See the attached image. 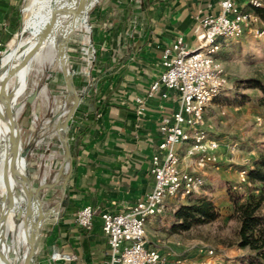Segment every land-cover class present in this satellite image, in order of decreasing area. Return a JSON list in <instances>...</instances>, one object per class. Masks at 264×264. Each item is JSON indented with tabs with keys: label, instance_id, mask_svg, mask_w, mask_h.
Here are the masks:
<instances>
[{
	"label": "rangeland",
	"instance_id": "rangeland-1",
	"mask_svg": "<svg viewBox=\"0 0 264 264\" xmlns=\"http://www.w3.org/2000/svg\"><path fill=\"white\" fill-rule=\"evenodd\" d=\"M123 2L98 0L89 13L90 33L74 31L71 35L68 67L75 74L74 81L81 95H85L82 88L83 75H88L90 70L92 76L97 77L111 66L114 47L124 36L131 13L129 9L121 7ZM31 4L32 0H22L20 5L22 30L15 38L12 52L28 37L30 32L27 28L37 16L36 10L27 11ZM220 44L222 50L218 58L223 63L228 85L215 102L216 106L208 109L205 128L209 136L222 146L217 153V163L197 171L204 180L207 179L205 173L215 171L213 175L217 178L212 181V185L202 190L199 197L212 200L219 217L212 223L182 231L174 227V211L178 205L193 204L198 199L177 200L166 212L164 224L167 223V227L160 230L163 235L158 233L157 227L154 229L162 223L146 227L148 240L162 246L157 247L158 250L186 264H244L245 257L250 254L248 249H240L238 246L240 224L234 215L231 196L246 199L249 190H254V187H250L248 190L236 191L233 187L240 182V171L251 166L259 156H264V104L261 103L264 93L259 89H248L242 83L249 79L264 82V38L258 39L246 34L240 39H221ZM34 69L22 89L18 126L23 150L30 148L28 171L36 191L43 185L44 178L45 185L53 184L64 163V149L55 136L56 124L62 110L72 105L73 97L66 92L65 79L58 62L48 60ZM13 82L14 79L8 86L9 93L12 92ZM101 88L95 87L88 96V107L82 114V120L90 112L97 114L104 100ZM36 91L38 95L34 102L28 104L27 98ZM232 145H237L234 153L228 148ZM71 152L73 164L74 149ZM41 196L44 212L55 208L45 221L47 223H44L46 230L52 229L58 225L64 213L67 190L64 195L60 182L51 190H43ZM168 240L171 243H167ZM210 250L214 251L211 256L208 255Z\"/></svg>",
	"mask_w": 264,
	"mask_h": 264
},
{
	"label": "crops",
	"instance_id": "crops-1",
	"mask_svg": "<svg viewBox=\"0 0 264 264\" xmlns=\"http://www.w3.org/2000/svg\"><path fill=\"white\" fill-rule=\"evenodd\" d=\"M203 5V0H124L122 3L121 7L131 13L124 36L114 47L110 68L97 77L89 70V76L85 74L82 78L84 99L70 123L69 139L74 159L66 207L56 227L46 230L44 224L39 264L100 263L108 250L100 215L106 211H129L152 191L151 165L153 157L160 153V125L177 109V102L174 93L168 99L158 94L147 102L146 116L140 117L137 99H145L151 85L160 77L165 47L179 35L185 36L187 46L193 45V16ZM18 9L20 0H0V43L4 45L6 36L11 34L8 22ZM20 15L22 17V11ZM95 87H103L104 100L96 115L90 112L82 120L88 107V96ZM214 105L216 103L210 107ZM185 147V144L179 146L182 158ZM184 167L188 171L194 170L189 163ZM214 173H205L204 188L217 178ZM86 206L99 212L91 231L83 230L75 223L77 212ZM165 215L150 220L147 228L162 223L154 227L161 233V228L167 227ZM149 246L162 247L150 240ZM56 253L74 255L77 260H53Z\"/></svg>",
	"mask_w": 264,
	"mask_h": 264
},
{
	"label": "built area",
	"instance_id": "built-area-1",
	"mask_svg": "<svg viewBox=\"0 0 264 264\" xmlns=\"http://www.w3.org/2000/svg\"><path fill=\"white\" fill-rule=\"evenodd\" d=\"M193 16L194 42L187 46L184 35L164 48L162 73L151 85L145 99H137V114L146 116L147 102L158 94L168 99L176 96L177 109L160 125L162 142L159 154L152 159L154 187L137 205L126 212L106 211L101 214L103 232L108 242L105 259L98 264H186L166 253L151 248L147 235L150 220L163 217L177 200L199 196L205 180L197 174L218 161L221 143L209 136L206 110L221 97L228 85L223 63L218 58L221 39H240L246 34L264 38V0H203ZM24 2V0H23ZM10 44L0 43V71ZM185 144L184 157L179 146ZM231 153L237 145L228 147ZM189 163L194 170L188 171ZM197 167V169H195ZM247 167L240 171L241 186L252 187ZM97 210L92 206L80 209L75 223L83 230L94 226ZM214 251H208L213 255ZM53 260L76 261L74 255L56 253Z\"/></svg>",
	"mask_w": 264,
	"mask_h": 264
},
{
	"label": "bare ground",
	"instance_id": "bare-ground-1",
	"mask_svg": "<svg viewBox=\"0 0 264 264\" xmlns=\"http://www.w3.org/2000/svg\"><path fill=\"white\" fill-rule=\"evenodd\" d=\"M25 1L26 0H24V2ZM79 1L80 0H32V4L27 8V11L36 10L37 16L27 28L30 33L14 52L12 51L15 48V44L11 43L12 45H10V49L7 52L2 64L0 73V192L2 194L1 200L3 201H0V264H29V254L31 253L33 244L37 241L40 234L39 224H36L32 220L26 221L25 213L23 212L24 206L20 202L21 174L24 168L23 161H21V159H17L8 147V144L11 141L8 120L13 110L14 99L19 90L20 81L15 80V82H13L14 86L12 92L9 93L8 86L12 80L4 83L3 79L11 70L14 69L15 63H17L20 59V54L26 50L28 46L32 45L36 34L50 18L52 11L56 8H66L67 11L60 16L55 25L54 34L51 40L35 57L32 64L33 71L34 67L35 69L37 67H41V65L48 60H52L54 63L58 62L61 67V72L65 73V75L70 79V82L75 90V92H72L68 86L65 85L66 92L73 97V103L69 108L65 107L62 110L56 124L55 136L61 142L62 148L64 149V163L55 182L53 184L45 185L44 183H46V180L44 178L42 182L43 185L40 186L38 190L34 191L31 176L29 175L31 207L32 210L40 212L44 215V220L42 222L44 225L45 221L50 218V214L55 208H51L44 212V202L42 200L41 192L43 190H51L62 182L64 195L66 193L67 189H64L63 186L71 171V162L65 161L66 149L72 151L69 139L71 129L70 123L84 99V96L77 90L74 81L75 74L68 67V45L74 31H84L87 34L90 33L88 25L89 13L93 10V7L96 5L98 0H88L83 8L82 6L80 8L77 6ZM64 66L66 67L65 70ZM37 95L38 92H34V94L27 98L26 102L28 104H32ZM75 105H77V108L75 112L71 114L70 111ZM20 112L21 110L14 120L17 124ZM17 133L19 134V137L17 136ZM14 135L18 137V143L22 146L19 127L17 132L15 129ZM23 153L27 160L30 148L23 150Z\"/></svg>",
	"mask_w": 264,
	"mask_h": 264
},
{
	"label": "trees",
	"instance_id": "trees-1",
	"mask_svg": "<svg viewBox=\"0 0 264 264\" xmlns=\"http://www.w3.org/2000/svg\"><path fill=\"white\" fill-rule=\"evenodd\" d=\"M21 3L22 0H20V5ZM20 14V9H18L15 17L8 22L11 34L6 36L5 46L12 41L16 33L22 30V17ZM242 83L248 89H259L264 93V82L260 79H249ZM261 103L264 104V100H261ZM248 180L252 183L254 190H249L246 199L231 196L234 204V215L240 224L238 246L240 249L250 251V254L243 261L244 264H264V156H259L252 162L248 169ZM249 188L239 184L233 187L236 191L248 190ZM192 198H197V202L178 205L174 211L173 217L176 221L174 227L182 231L212 223L219 217L212 200L200 199L199 196H191L187 200ZM97 215H99V212L96 213Z\"/></svg>",
	"mask_w": 264,
	"mask_h": 264
},
{
	"label": "water",
	"instance_id": "water-1",
	"mask_svg": "<svg viewBox=\"0 0 264 264\" xmlns=\"http://www.w3.org/2000/svg\"><path fill=\"white\" fill-rule=\"evenodd\" d=\"M88 0H80L79 4L77 5L79 8L86 4ZM76 6V7H77ZM66 8H56L52 11L50 18L46 21V23L43 25V27L39 30V32L36 34L34 41L31 46H28L26 50H24L20 55V59L17 63H15V67L13 70H11L3 79L4 83L9 82L10 80H19L20 81V86L19 90L16 94V97L14 99V105H13V110L9 116L8 120V125L10 127V139L11 141L8 144V147L10 151L13 153V155L17 159H21L24 164V168L21 174V199L20 202L24 206L23 212L25 213V219L26 221L32 220L36 224L40 225V234L39 238L37 241L32 246L31 253L29 254V264H39V255L40 251L43 245L44 241V225H43V220H44V215L40 212H36L32 210L31 207V190H30V183H29V171H28V163L27 160L24 156L22 146L18 143V137L19 134L16 137L14 135V131L18 129V124L14 122L15 117L18 115L19 111L22 108V89L25 83L28 81L30 77V73L32 71V64L35 59V57L40 53V51L43 50L45 45L51 40L54 30H55V25L58 22L60 16L66 12ZM17 34L15 37L12 39V42L16 38ZM11 42V43H12ZM10 43V44H11ZM66 67L64 66V70ZM1 73V71H0ZM23 75V76H21ZM65 83L68 86V88L72 91L75 92L70 79L63 73ZM21 77V78H20ZM77 108V105H75L70 113L73 114ZM65 161L66 162H71V171L70 174L67 176L65 182H64V189H67V185L69 183L71 173H72V152L68 149L65 151ZM3 201V200H1ZM22 215V214H21Z\"/></svg>",
	"mask_w": 264,
	"mask_h": 264
}]
</instances>
